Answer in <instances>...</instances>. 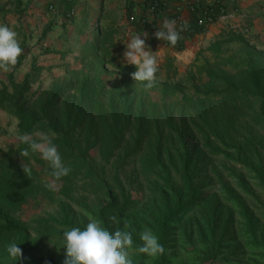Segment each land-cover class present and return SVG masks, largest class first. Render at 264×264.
Segmentation results:
<instances>
[{
  "label": "trees",
  "instance_id": "16d2710c",
  "mask_svg": "<svg viewBox=\"0 0 264 264\" xmlns=\"http://www.w3.org/2000/svg\"><path fill=\"white\" fill-rule=\"evenodd\" d=\"M152 1L146 0L145 4L148 6ZM200 7L198 5V9ZM231 44H235L236 48L228 47ZM113 50L112 31L107 28L104 31L99 29L93 40L86 43L81 57L82 63L92 58L99 74L91 77L81 73L80 78L56 87L42 101L38 110H29L24 103L31 81L30 74H26L19 84L9 74L8 84L0 88V110L16 120V137L19 140L16 147L8 150L0 161V235L22 234L19 242L22 250L28 245L27 237L23 235V227L15 223L10 214L19 201L24 200L23 187L28 186L27 178L35 171H25L27 178L22 171L21 184L18 181L20 176L16 160H33L53 177L48 162L31 150L33 142L46 143L44 138L41 141L33 139L37 133H42L51 140L64 164L70 168L69 174L59 180L63 183L62 189L76 179L84 178L103 195L106 204L91 212L92 221L99 222L109 231L122 229L124 216L136 205V201L126 195L116 179V192L105 181L102 166L101 176L97 173L90 155L93 147L99 146L102 163H109L124 136L132 128L136 136L131 152H135L133 158H137L138 141L150 132L149 124L144 127V118L159 114L155 111L157 104L148 101L144 85L135 83L131 78L134 67L116 61L112 56ZM205 52L209 54V58ZM20 64L18 58L16 68ZM108 66L113 68V72L108 71ZM165 66L168 72L173 69L171 59L166 61ZM174 74H177L176 70ZM102 75L111 77L110 88ZM202 78L206 80L203 83ZM157 84L156 79L153 87ZM160 89L179 94L181 103L194 106L197 115L192 130L183 123L176 124L168 115L171 112L167 109L164 112L163 109L161 113L164 119L154 123L155 131L159 135L164 132L174 135L180 149L172 155L167 149H162L161 142L157 140L155 147L142 157L144 172L148 174L147 184L163 199L162 209L150 221L151 231L165 251L153 257L152 264H171L168 250L173 249L175 254V244H180L184 249H194L197 264L205 259L228 260L239 251L241 245L234 237L237 234L233 227L236 208L241 232L244 233L242 238L248 242L244 247H264V233L256 229L257 225L241 199L233 196V208H224L221 213L217 203L205 205L199 157L189 146V139L196 136L202 141L204 148L211 152L225 148L233 150L241 167L247 168L260 184H264V169L260 161L253 158L260 155L259 150L264 149V146L254 138L237 141L234 134L239 112L252 107L256 102L259 107L251 115L252 122L264 132V49L251 44L241 32L224 31L196 54L184 78L175 84L163 82ZM62 99L65 104L64 118L59 122L49 117V110ZM94 118L100 123L93 121ZM85 123L88 128L83 127ZM95 125L100 127L99 131L95 129ZM91 136L94 137L92 141ZM25 151H28V156L23 155ZM238 179L242 183L241 175ZM46 189L49 190L47 186ZM201 205L203 211L200 210ZM194 208L198 209V214L187 217ZM112 217H116L115 222ZM50 219L54 225L66 230L83 227L87 222L83 217L77 220L70 218L68 214ZM133 239V248H136L140 243L139 235L133 234ZM3 256L9 255L6 253ZM63 261L62 258L49 254L36 258L30 264H63Z\"/></svg>",
  "mask_w": 264,
  "mask_h": 264
},
{
  "label": "rangeland",
  "instance_id": "374dc122",
  "mask_svg": "<svg viewBox=\"0 0 264 264\" xmlns=\"http://www.w3.org/2000/svg\"><path fill=\"white\" fill-rule=\"evenodd\" d=\"M22 20V45L24 50L20 57V67L16 68V64L9 67V70L2 71L0 69V82L4 81L8 84L7 72H15L14 80L18 82V76L22 73V80L26 74L31 75V81L26 95L24 96L25 107L29 110H38L42 101L46 99L50 92L58 86H64L72 80L84 75L91 77L99 74L95 68V61L90 58L87 62L82 63L81 57L84 53L86 42L89 43L95 37L97 31H104V21L100 25V18L104 16L99 14L96 23L91 25L90 29H85L84 34L78 37L74 34L73 27H67L65 30L48 27V30L43 38H39L45 28H41L37 22H34L28 15H24ZM7 25V24H5ZM100 25V26H99ZM8 26V25H7ZM9 27V26H8ZM16 33L18 29L10 27ZM86 32V33H85ZM244 35V34H243ZM245 37V35H244ZM18 38V37H17ZM251 44L255 45L251 37H245ZM85 42H81V40ZM44 45L47 46L44 47ZM206 47V45L204 46ZM230 48H236L235 44L228 45ZM120 49L114 46L113 57L120 62ZM206 57L209 58V54ZM191 64V63H190ZM189 64V65H190ZM166 61L158 64L157 81L158 84L152 88H146L148 101L157 104L155 111L158 115L146 117L143 120L144 127L149 124L150 132L148 136H142V140L138 141L137 158L135 152H131L134 144L135 132L126 133L118 149L114 152L109 163L103 164L100 158L99 146H94L91 150V160L94 169L101 176V166L104 168L103 178L114 188L116 192V182L124 189L126 195H129L132 201H136V205L131 211L126 214L121 222L122 229L131 230L133 234L139 235L145 229L151 230V221L155 213H158L163 207V199L157 195L150 185L147 184L148 174L144 172L145 168L142 162V157L157 144L159 140L162 144V149H167L168 152L174 155L179 149V144L174 135H167L155 131L154 123L164 119L162 111L167 109L171 112L170 115L176 124H184L186 128L194 129L192 126L196 120V108L194 106H185L181 103L180 95L171 93L168 90H161L163 82L175 84L185 77L189 69V65L178 67L175 61L172 62L174 70L169 72L165 70ZM108 71L113 72V68L108 66ZM178 69L180 72H178ZM105 77L106 85L110 88L111 77ZM206 80L202 78L201 83ZM1 87V84H0ZM187 91H190L189 89ZM163 107V108H162ZM258 102L252 107L243 109L239 112V120L236 121L235 133L237 141H243L246 138H254L264 146V132L255 127L252 122V113L258 109ZM64 99L60 100L49 110V117L57 119L61 122L64 118ZM221 109V108H220ZM227 110V109H226ZM224 111H220V113ZM95 119V118H94ZM96 123L98 120H94ZM146 122V123H145ZM149 122V123H147ZM93 126V125H92ZM84 128H88L87 123ZM94 129V128H93ZM95 129L99 131L100 127L95 125ZM162 131V130H160ZM139 135V133H138ZM158 135V136H157ZM45 136L42 133H37L34 140L41 141ZM91 141L94 139L91 136ZM16 137V120L6 112L0 110V161L3 159L8 150L14 149L18 143ZM189 146L195 151V155L199 157V167L202 171V196L205 198V205L217 203L220 213L224 208H233L232 197L236 196L241 199L251 214L252 220L256 223V229L264 233V184H260L255 176L248 171L247 168H242L239 161L235 158L234 151L228 148L219 149L211 152L204 148L199 137L189 139ZM255 142V141H254ZM43 144V142H40ZM40 156V153L37 152ZM259 156L253 157L260 161L264 169V149L259 150ZM251 159V158H250ZM19 166L18 181L22 184V171L25 173L34 170L29 175L28 186L23 187L25 193L24 200L19 201L15 208L11 211V218L20 227H23V235L27 237L28 245L25 249H21L22 255L17 263L24 262L25 264L33 263L34 260L41 256L53 254L55 258L64 260V249L62 247V232L66 229L51 222L50 217L60 218L64 214H68L70 218L83 217L87 222L92 221V211H95L101 205L106 204V200L97 188L91 187L90 183L84 178H78L75 182L64 184L65 189H62V181L51 177L44 169L36 164L33 160H16ZM26 171V172H25ZM239 175L243 178V185L239 182ZM46 186L49 188L46 189ZM226 188V189H225ZM22 189V188H21ZM228 192H227V191ZM230 193V194H229ZM198 208V207H197ZM194 208L187 215L193 216L198 214V209ZM200 210L203 211L202 205ZM233 227L237 236L236 242L241 244L242 250L236 252L228 260H216L222 264H264V247L247 246L244 233L241 232L239 225L238 210L235 209ZM185 218V217H184ZM183 218V219H184ZM89 219V220H88ZM86 222V223H87ZM1 225V222H0ZM127 225V227H125ZM22 234H6L0 235V264H16V261L9 256H3L6 252L8 244L15 242L19 245ZM245 245V246H246ZM175 254L173 249L168 250L171 257V264H197V255L194 249H184L180 244L176 245ZM198 246V245H197ZM185 248H188L186 246ZM173 253V255L171 254ZM129 255L132 259V264L145 263L152 264L153 257L139 253L136 248L129 249Z\"/></svg>",
  "mask_w": 264,
  "mask_h": 264
},
{
  "label": "crops",
  "instance_id": "0c3cea01",
  "mask_svg": "<svg viewBox=\"0 0 264 264\" xmlns=\"http://www.w3.org/2000/svg\"><path fill=\"white\" fill-rule=\"evenodd\" d=\"M145 1L0 0V24H7L9 27L12 24V28L18 29V41L22 45L24 15H28L41 28H45L39 38L44 37L43 34L47 32L48 27L57 32V29L65 30L69 25L75 29L74 34L78 38L84 34V28L90 29L102 13L104 16L98 22H101V25L104 21V27L112 31L113 43L120 49L119 60L123 64L122 53L125 50L124 45L126 47L125 42L144 32L147 34L146 43L153 52L157 51L158 64L171 59L178 67L182 66L184 69L193 62L199 51L204 50L224 31H240L245 37H251L252 43L258 48L264 49V0H198L196 5L201 8L213 1H219L227 14L224 19L214 22L204 31L196 28L194 18L184 0H161L162 6L156 14L149 12ZM164 19L176 21L178 30L187 25V34L183 35L175 46L154 38V32L160 29ZM81 42L85 41L81 40ZM44 47L47 48L46 45ZM178 72H180L179 69ZM15 73L16 71L7 72V78L9 74H12L14 79ZM21 82L22 73L19 74L18 82L15 81V83ZM0 84L7 85L4 81Z\"/></svg>",
  "mask_w": 264,
  "mask_h": 264
},
{
  "label": "clouds",
  "instance_id": "9594fccd",
  "mask_svg": "<svg viewBox=\"0 0 264 264\" xmlns=\"http://www.w3.org/2000/svg\"><path fill=\"white\" fill-rule=\"evenodd\" d=\"M177 28L176 21L164 19L160 29L154 32V38L175 46L181 39V31ZM18 34L5 24H0V69L7 71L10 66L17 63L18 57L23 53L18 41ZM147 34H137L124 45L122 60L126 66H133L135 71L131 78L140 82L145 88H152L158 72L159 58L157 51L153 52L146 43ZM46 143L33 142L30 147L34 152H39L41 159L48 162L52 175L56 180L67 176L70 168L67 167L57 150V147L44 137ZM28 151L23 152L28 156ZM113 222L116 217L111 218ZM127 227V225L125 226ZM62 247L64 249L63 264H132L129 249L134 246L133 233L124 229L109 231L97 221H89L83 227H72L62 232ZM140 243L136 251L149 257L163 254L165 249L160 244L157 236L148 229L139 233ZM6 252L9 257L17 261L22 252L19 245L12 242L7 245Z\"/></svg>",
  "mask_w": 264,
  "mask_h": 264
},
{
  "label": "built area",
  "instance_id": "2783aa9c",
  "mask_svg": "<svg viewBox=\"0 0 264 264\" xmlns=\"http://www.w3.org/2000/svg\"><path fill=\"white\" fill-rule=\"evenodd\" d=\"M197 1L198 0H184L186 6L188 7L190 13L194 18L195 26L199 30L204 31L209 25L226 17L227 15L226 10L219 1H213L212 3L206 5L205 7L202 8L200 7V9H198V6L196 5ZM161 6H162L161 0H153L148 5V10L150 13L156 14L160 10ZM186 34H187L186 29H183V32L181 33V37Z\"/></svg>",
  "mask_w": 264,
  "mask_h": 264
},
{
  "label": "water",
  "instance_id": "95a60500",
  "mask_svg": "<svg viewBox=\"0 0 264 264\" xmlns=\"http://www.w3.org/2000/svg\"><path fill=\"white\" fill-rule=\"evenodd\" d=\"M201 264H222V262H216L215 259H205Z\"/></svg>",
  "mask_w": 264,
  "mask_h": 264
}]
</instances>
